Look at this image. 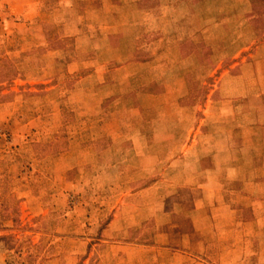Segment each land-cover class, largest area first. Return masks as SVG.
<instances>
[{
	"label": "rangeland",
	"instance_id": "obj_1",
	"mask_svg": "<svg viewBox=\"0 0 264 264\" xmlns=\"http://www.w3.org/2000/svg\"><path fill=\"white\" fill-rule=\"evenodd\" d=\"M44 1L0 0V264H170V254L142 246L154 243L162 217L138 223L148 209L118 208L127 190L119 182L121 168L108 167L116 150L100 124L120 113L132 120L125 104H152L143 112L144 135L192 136L208 99H225L233 85L232 78L222 79L224 72L251 62L264 42V0ZM105 23L119 29L98 44L105 50L108 42L139 45L142 62L114 63L98 83L80 82L91 72L92 55L75 73L67 62L90 51L99 35L87 25ZM57 48L62 57L51 70H61L66 89L81 87L61 100L45 90L50 83L33 82L41 67L53 64L48 51ZM27 56L35 57L25 62ZM115 65H123L121 71H113ZM140 90L147 96L134 93ZM173 103L182 106L174 121ZM115 105L125 109L114 111ZM217 118L214 112L204 126L217 128ZM171 200L166 209L173 208ZM229 201L235 205V196ZM213 212L228 222L222 226L228 238L215 228L209 248L173 254V264H264V219L250 238L253 227L230 219V209ZM115 213L125 226L111 231ZM194 215L197 223L203 216Z\"/></svg>",
	"mask_w": 264,
	"mask_h": 264
},
{
	"label": "crops",
	"instance_id": "obj_2",
	"mask_svg": "<svg viewBox=\"0 0 264 264\" xmlns=\"http://www.w3.org/2000/svg\"><path fill=\"white\" fill-rule=\"evenodd\" d=\"M87 26L99 31V35H95L93 39L90 51L87 48L82 49L77 57L65 65L69 73L78 72L81 67H86L81 64L88 62V54L92 55L91 72L81 76L80 82L89 79L98 83V79L112 70L110 66L114 63L142 62L139 45L111 47L108 42L105 50L98 44V40H110L113 36L111 33L119 29L117 24ZM48 53L53 64L49 65L48 62L47 66L41 67V76L34 77L33 82L50 83L45 90L56 95L59 100L64 96L79 93L81 87L65 88L63 73L58 74L61 70H51L55 67L54 63L58 62L57 59L62 57L63 50L57 48ZM34 57H25V62ZM250 57L251 62L245 63V59L241 60L240 63H235L233 72H224L222 79L226 81L232 78L233 85L229 89L226 88V93L222 94L225 99L218 98L217 102H209L208 99L202 108L200 125L192 136L190 132L183 138L171 135H144L142 128L148 121L145 120L143 112L154 107L152 104H125V108L132 113V120L122 117L123 114L120 113L119 117L111 116L100 124L101 134L105 133L110 142L109 147L111 144L117 152L113 157L107 155L112 157L108 167L121 168L119 182L123 190H127L118 208L137 205L139 209H148L149 217L141 216L138 223L155 222L156 214L162 217L161 230L155 232L154 243L142 246L160 251L161 255L170 254V264H173V254L203 253L212 244L210 239L214 235L211 232L215 228H218L216 230L219 238H228L225 229H222L223 224L228 222L219 217V214L217 216V213L213 212L215 209L227 207L234 215L230 219L243 226L253 227L250 230V238L258 232V224L263 222L264 42L256 45V56ZM122 66L115 65L113 71L120 70ZM230 73L232 74L229 75ZM134 93L145 94L141 90ZM220 102L223 105H215ZM169 107L173 109L174 121L181 114L179 111L182 106L173 103ZM118 108L122 111L125 109L117 105L113 107L114 111ZM214 112L217 113L218 127L207 129L204 125H210ZM85 119L90 120L89 117ZM157 121L158 118L153 119L155 124ZM101 134L92 138L96 140ZM119 158L123 161L131 160L136 164L128 167L126 164L121 165L118 163ZM233 195L236 199L235 205L229 201ZM169 198L173 199V208L166 209L165 203ZM129 200L132 201L129 203ZM187 205L190 206L186 207ZM197 212L203 215L198 223V218L194 215ZM123 217L114 214L108 224L111 231L119 229L118 223L120 227L125 226H122ZM183 220L187 221L188 227L177 226V223ZM131 223L134 222H130V225Z\"/></svg>",
	"mask_w": 264,
	"mask_h": 264
},
{
	"label": "trees",
	"instance_id": "obj_3",
	"mask_svg": "<svg viewBox=\"0 0 264 264\" xmlns=\"http://www.w3.org/2000/svg\"><path fill=\"white\" fill-rule=\"evenodd\" d=\"M55 0H45V3H50V2H54Z\"/></svg>",
	"mask_w": 264,
	"mask_h": 264
}]
</instances>
